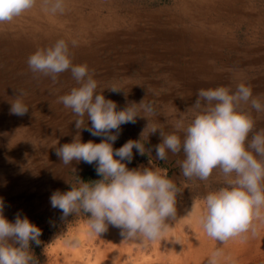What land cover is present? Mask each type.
<instances>
[{"label": "rangeland", "instance_id": "374dc122", "mask_svg": "<svg viewBox=\"0 0 264 264\" xmlns=\"http://www.w3.org/2000/svg\"><path fill=\"white\" fill-rule=\"evenodd\" d=\"M188 2L192 0H65L62 14H51L37 4L11 22L0 23V200L10 222L14 223L19 213L42 230L41 244L37 249L33 243L31 249L39 264H113L114 258V264H207L217 248L223 249V264H264V222L255 225L256 237L249 233L247 239L236 238L223 245L208 237L199 222L203 198L226 186L218 170L207 181L184 178L175 182L182 192L177 198L176 221L169 220L173 227L155 242L126 239L120 228L111 225L100 236L90 235L86 213L62 219L61 211L50 203L54 192H67L71 185L78 187L80 179L94 181L96 172L95 164L82 161L64 165L56 148L73 142L77 132L84 143L96 139L86 129L77 130L78 117L58 102L60 96L79 86L71 72L60 74L54 84L51 78H37L31 72L28 57L59 39L69 42L72 53L75 47L90 48L88 57L93 53L97 59L89 58L95 64L97 91L115 102L120 111L122 104L129 106L144 100L137 96L143 87L153 95L154 79L174 59H157L160 54L166 55L167 49L152 32L158 27L176 30L181 24L192 27L187 21L175 23L184 16ZM245 8L253 20L241 25L223 24L219 30L222 42H215L213 47L221 45V51L236 48L234 56L238 51L264 48V0H249ZM215 32L205 34L214 40ZM72 40L77 41V46L71 47ZM167 44L176 47L172 42ZM173 57L179 65L196 62L181 53ZM44 87V97L35 98L31 90ZM112 87L120 90H109ZM21 92L24 95L20 99L29 110L23 116L10 114L11 102ZM147 100L145 97V103L154 104ZM84 119L85 125L91 127V121L87 122L86 116ZM127 124L130 127L124 126ZM121 126L114 150L135 138L129 130L134 123ZM124 162L134 169L158 167L133 160ZM168 176L171 178V174ZM194 201L197 210L182 221Z\"/></svg>", "mask_w": 264, "mask_h": 264}, {"label": "clouds", "instance_id": "9594fccd", "mask_svg": "<svg viewBox=\"0 0 264 264\" xmlns=\"http://www.w3.org/2000/svg\"><path fill=\"white\" fill-rule=\"evenodd\" d=\"M37 2L0 0V23L11 22L34 8ZM40 3L51 14L65 11V0H40ZM70 43L71 47L77 46L76 40ZM27 64L37 78L49 77L54 84L60 74L70 71L79 86L60 96L58 102L78 117L77 130L86 129L93 136L105 138L101 143H84L77 132L73 142L56 148V155L64 165L73 161L95 164L102 179L89 182L80 179L78 187L71 185L67 192H54L50 197L52 208L61 211L62 219L81 211L86 213L90 235L100 236L111 225L120 228L126 239L155 242L162 238L173 227L168 221H176L177 198L182 192L169 178L167 169L152 166L130 170L124 162H131L133 149L140 155L151 153L141 143L149 123L140 140H129L119 149L113 148L120 126L135 123L137 117L155 115L153 104L145 103L144 99L117 111V104L97 91L95 71L87 64L73 63L70 44L64 39L38 49L28 57ZM23 95L19 93L11 102L10 114L23 116L28 112V106L20 99ZM242 105H250L257 113L264 111V104L253 97L250 85L240 83L234 91L225 86L200 89L195 103L187 109L196 113L190 124L185 127L181 117L175 123L176 132L165 134L155 126L150 132L159 130L162 137V143L155 146L158 160L183 151L185 158L177 163L184 178L207 181L214 170L223 174L226 186L203 198L199 216L206 235L222 245L236 238L247 239L249 233L256 237L255 225L264 222V130L249 139L256 122L250 110H242ZM141 112L145 115H140ZM85 116L91 127L85 125ZM3 209L0 200V264H39L31 249L33 243L41 244L42 230L19 213L15 222H10ZM196 210L194 201L192 209L181 219L190 218ZM114 261L115 258L113 264ZM223 261V249L217 248L207 264H223Z\"/></svg>", "mask_w": 264, "mask_h": 264}, {"label": "crops", "instance_id": "0c3cea01", "mask_svg": "<svg viewBox=\"0 0 264 264\" xmlns=\"http://www.w3.org/2000/svg\"><path fill=\"white\" fill-rule=\"evenodd\" d=\"M248 1L192 0V2L187 3L183 13L184 16L176 21L174 20L175 23L178 22L179 24L185 21L191 22L192 27L181 24L182 27L176 30L162 29L161 27L153 30L152 33L167 49V54H160L157 59L162 61L167 58L175 60L173 56L181 53V55H190L196 62L195 65H179L173 60L166 70L161 71L160 77L154 79L152 88H155V91L152 96L146 93L144 87L138 91V98L143 97L145 99V97H148V100L154 102L153 106L156 114H147V118L137 117L134 128H129L130 133L135 136L133 140H140L141 134L149 123L141 143L145 144V148L151 150V153L146 152L145 155H140L133 149V161L149 164L151 159L153 165L167 169L168 174H171L170 179L174 182L184 180L180 172V165L177 163V161H182L185 158L183 151L175 155L169 153L166 160H158L155 146L162 143V137L159 130L154 134H150V132L153 126L163 129L165 134L176 132L174 126L181 117L184 118L185 127L190 124L196 113L187 111V109L195 103L200 89L206 90L225 86L234 91L240 83H244L251 86L253 97L264 104V48L253 51H238V55L241 54L242 56H234V52L237 51L236 48L221 51L223 46L213 47L216 44L215 42H222L220 41L221 34L219 30L224 28H222L223 24L241 25L246 20H253L252 13H248L245 8ZM83 28L85 27L83 26ZM210 30L216 31L213 33L214 40L212 37L211 39L208 38L205 34L206 31L209 32ZM116 42L120 43L119 39ZM169 42L174 43L173 45H176V47L171 48L172 44H167ZM89 50L91 49L84 46L75 47L72 53L73 63H87L89 68L93 69L95 64L90 59H93L96 54L92 53L91 57H88L91 52ZM154 52L157 55V52ZM147 67V65L143 66L144 69H147ZM46 88H40L39 91L32 89L31 91L35 92L33 94L38 99L40 96L44 97ZM0 106H2L1 100ZM126 107L128 106L122 104L120 110ZM242 110H250L256 122L253 133L249 136L250 139L251 135L264 130V111L257 113L254 109H250V105H242ZM140 115L143 116L145 113L141 112ZM124 126L130 127L129 124ZM121 129H123L122 126H120V131ZM178 134L183 137L182 132ZM91 138L96 139L95 143H101L105 139L102 136L93 135ZM127 167L130 170L134 169L128 165Z\"/></svg>", "mask_w": 264, "mask_h": 264}, {"label": "trees", "instance_id": "16d2710c", "mask_svg": "<svg viewBox=\"0 0 264 264\" xmlns=\"http://www.w3.org/2000/svg\"><path fill=\"white\" fill-rule=\"evenodd\" d=\"M93 179H94V181H96V180H100V179H102V177L101 176H98L97 175V172H95V174L93 175ZM36 248L38 249V246H36ZM39 254V253H38ZM36 259V258H35ZM37 260V259H36Z\"/></svg>", "mask_w": 264, "mask_h": 264}, {"label": "bare ground", "instance_id": "6f19581e", "mask_svg": "<svg viewBox=\"0 0 264 264\" xmlns=\"http://www.w3.org/2000/svg\"><path fill=\"white\" fill-rule=\"evenodd\" d=\"M37 4H39L41 6L40 0H38ZM201 20V19H199ZM186 219H182V221H185Z\"/></svg>", "mask_w": 264, "mask_h": 264}]
</instances>
